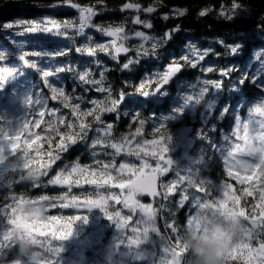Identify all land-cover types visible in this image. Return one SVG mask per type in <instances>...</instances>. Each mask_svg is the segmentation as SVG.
<instances>
[{"label":"trees","instance_id":"trees-1","mask_svg":"<svg viewBox=\"0 0 264 264\" xmlns=\"http://www.w3.org/2000/svg\"><path fill=\"white\" fill-rule=\"evenodd\" d=\"M56 3L57 0H0V57L7 54L6 60H0V66L5 65L4 61H7V64H12L18 57L22 58L26 52L29 53L26 58L34 62L38 61L36 63L39 67L48 68L49 70L67 64L81 66L84 58L80 53L75 52V46L83 44L85 42V37L76 36L74 39H66L63 37L62 41L64 42L61 44V47L71 48L72 51L67 52L63 56H47V58L43 57L42 59V57H39L36 59V56L32 55V53L34 51H39V47L42 51H57V49H55L56 46L48 42L50 38L43 35L35 36L31 33L21 35L15 33L12 29L4 30L2 27L4 22L14 19H39L45 15H52L55 19L60 21L76 19L79 13L72 8H66V6L69 5H79L81 7L95 9L96 15L93 22L97 24L108 26L109 24H119L121 21H127L125 31L136 29L144 31L149 35L160 36L165 32L175 29L177 25L180 26V31L173 34L176 43L169 41V44L160 48L158 50L159 55L150 58L154 61L151 64H145L141 61L140 65L130 67V69H122L120 67V65L126 62L129 56L133 55L130 45L132 43H138V38H133L128 42H124L125 47H129L130 50L127 53L121 52L118 61L112 60L104 53H98V58L102 59L107 66V71L105 72L107 79L105 83H110L112 85L113 96L118 98L120 92L124 93V97L120 101L117 112L104 113L102 116L107 123L112 125L113 138L118 139L122 135L130 136L136 133V128L140 127V121L143 120L144 124L140 131L147 137H149L152 132V134L155 135L154 137L159 139L164 129H160L159 132L155 133L153 126L155 127L156 122H161L164 116L177 112L185 94L190 88H194L192 86L202 83L201 80H214L208 91L205 92L201 103L202 106L198 113L192 117L189 116L188 112L180 113L181 119L178 122L172 125H163L167 128L168 137L172 135H178L179 137L181 131L186 127H192L193 133L201 130V141L196 144L194 153H203L202 151H205L207 165L195 175V181L206 182L204 187L207 193H209V195L205 197L204 192H200L199 189H195L191 185H188L190 187V190H188V186L185 188V183H183L182 185L177 184L173 189V193L168 194V199L163 201L166 205L164 209L159 208L161 199H159L160 201L156 199L159 231L166 243L173 248L172 240L174 241L175 236L178 235L172 231L169 225H175V227L178 228V226L187 224L190 215H194L199 208L197 205L199 196H201L202 199L214 198V195L217 194V187L221 181H228L237 189V194L240 197V207L241 210L246 212V216L251 213L252 205L255 204L257 207L256 216L259 217L260 204L256 198L257 193L247 195L244 193L246 188L245 184H239L234 179L225 175L224 166L216 151L213 150V145L223 143L222 134L231 129L234 123L231 113H233L232 110L239 100L252 105L263 96V91L259 86L261 78H257L255 74V70L257 69L256 66L259 63V61L255 60V57H264V0H245L243 6L240 5L237 0H232L231 7L236 17L235 20L228 18L230 7V5H228V0H68V3L58 4L56 8L49 7ZM126 3H138L141 8L140 12L136 14L129 13L126 10L121 11L122 5ZM147 7H152L153 12L148 13L142 11V9ZM178 9H184L185 11L178 13L175 11ZM237 9H239V11H236ZM165 14H167V19L164 18ZM136 15H139L141 20L150 21L151 27L149 28L146 24H135L134 18ZM252 21H255V24L252 25ZM251 27V31H246ZM85 32L93 35L98 42L110 40L107 36H102L95 29H86ZM216 37H223L229 43L236 41L239 37H248L249 41L244 43L243 49L239 51L236 56L226 54L221 57H216L210 54V59L209 57H205L207 63L201 61L195 68L187 66L179 59V56L183 55L185 51L193 49L199 50L196 43L191 44V49L187 47L184 49L183 44L187 43L188 40H195L202 47H207L210 44L216 47V45L213 44ZM120 42L122 41L120 40ZM40 45H46V47L43 48ZM231 46L230 44L229 47ZM217 50L221 52L224 51L220 47H217ZM170 52L177 55H170ZM174 59L177 63L181 64L182 73L178 78L168 82V84H160L159 88L166 90L164 94L160 95L157 86L158 74L162 76L173 63ZM200 65L204 67H213L214 70L212 72H202ZM227 65H235V71H232L231 76H222L219 71L215 70L217 67H226ZM91 66L98 79L99 69H97L95 65ZM29 73L32 75L33 83L36 86L43 85V93L50 97L51 91L44 85L40 72L30 67ZM57 75L65 88V95L75 96L80 94L81 87L79 86V82H76V92H72V85L74 83L72 73L62 72ZM148 78H151V80L147 81ZM215 80H220V86H216ZM142 82L144 84L143 88H141ZM5 92L7 94L9 91L6 89ZM144 92H148L149 95L144 96ZM93 94H95L96 99H102L105 95V93L95 92L94 89H90L89 92L85 93L87 96H92ZM213 97L217 99L218 110L216 115L212 116L208 122L204 124L200 120L201 113L205 109L206 103ZM47 107L50 109L57 106L52 102V99H49ZM83 107H85V105L82 104L81 108ZM219 109H221L223 113H221ZM224 109L226 112H224ZM61 112L66 115L68 119L72 118L68 115L71 112L70 107L61 108ZM137 113H139V117L133 119V116ZM153 113H155V118L152 116ZM48 119L49 117L47 120ZM85 120L86 122L92 123L93 127H95V122L92 120L91 116L85 118ZM39 131L43 134L45 133L41 128ZM60 131H64L63 124L60 125ZM93 135V132L89 133V136ZM47 141L48 134L45 135L41 144L35 147L32 152H29L32 156L36 154L41 155L44 164L48 163V153L59 151L58 145L67 143L66 138L60 135L52 137L51 145ZM202 148L204 150H201ZM98 150V155L95 159L104 162L111 159L110 156L106 155V153L112 152L107 146H100ZM178 153L179 149L173 156L177 157ZM22 154V150L17 151L14 155L8 157L7 160L10 162H20L18 158L21 157ZM123 155L122 153L115 157V164L117 166L121 164V160L125 157ZM77 159L81 165H88L90 172H95L99 167L94 163L91 152L85 148L82 142H78L76 145L67 148L65 152L61 153V160L51 163L48 176L43 178V182L32 180L28 176V169L26 168H23L15 175L11 173L8 174L5 178V186H2L0 191V206L10 198H24L26 200L35 201V198L40 195L60 197L62 193L67 194V199L57 200V202L69 200L73 196L78 197L79 200H85L84 194L88 193L92 194V199H96V188L89 184L67 188L54 187L47 183V179L53 177L55 171L59 169L57 167L58 165L63 166L64 163L73 162ZM175 177L176 174L171 173L160 180V185L173 181ZM107 189L99 190V192L107 194ZM161 191L160 187V192ZM185 191L188 193V199L181 203V197L185 195ZM142 201L149 202L143 198ZM112 210L114 211L113 207ZM123 212H125V210H123ZM96 213L98 212H87L85 215L91 218L96 215ZM50 214L60 217H69L72 215L70 212H63L59 209L51 211ZM104 224H106L108 232H110L108 220H104ZM253 243H258V241H253ZM10 254L13 255L10 258L7 256L4 261L7 260L9 263V261L11 262L17 258V250L10 252ZM230 264H242V262L234 258Z\"/></svg>","mask_w":264,"mask_h":264},{"label":"snow or ice","instance_id":"snow-or-ice-1","mask_svg":"<svg viewBox=\"0 0 264 264\" xmlns=\"http://www.w3.org/2000/svg\"><path fill=\"white\" fill-rule=\"evenodd\" d=\"M240 5H244L245 0H237ZM68 3V0H57L56 4H52L49 7L56 8L58 4ZM232 0H228L229 13L228 18L235 20L236 17L233 14V9L231 7ZM79 9V16L76 19L71 20H57L52 15H45L40 17L39 19L35 18H18L11 21L4 22L2 27L4 30L12 29L15 33L25 35L28 33L42 32L52 34L55 36H62L67 38H75L76 36L85 37V42L78 46H75V52L80 53L84 58L81 66H73L71 64L64 65L62 67H55L53 70H49L48 68L39 67L38 64L31 59L26 58L29 53H24L23 59L25 62L32 68H35L38 72H40L43 83L47 85L48 89L51 91L52 95L49 97L48 95L41 92H35V99L31 98L30 103L32 107V115H34L37 111L40 113V119H43L45 112L50 113V117L45 123L49 128H51V132L48 133V143L51 145L52 137L56 135H60L63 138H66L67 143H61L58 145L59 151L55 153L47 154L48 163L43 165V171L45 176H48L49 168L51 163H55L58 160H61V153L65 152L67 148H71L73 145H76L78 142H82L85 148L91 152L92 157L94 158V163L99 167L95 170V175L99 177V179H89L88 177L93 175L92 172L89 171L88 165H81L79 160L64 163L61 167L58 165L59 171H55V176L49 177L47 179V183L49 184H61L67 183L66 179H61L62 176H71L73 174H78L79 177H84V183L93 184L96 188V199L91 198V193L84 194L85 200L83 203L79 202V198L73 196L71 199L74 205L83 206V207H94L96 205H104L109 204V201H115L117 203L122 204V206H136L140 207L139 201L134 200V194L138 192H149L153 196H159L161 198V202L159 203V208L164 209L166 205L163 203L164 200L168 199V193L173 190V185L184 183L180 179H176L173 181H169L166 184L162 185V191L157 192L154 186L155 175L157 171L160 173L168 171L171 166V161L168 156L165 158V154L168 152L167 148V139H168V131L167 128L163 125L159 126V128H155L154 131L159 132L160 129H164L161 132L159 140H153L150 142V146L156 149L155 158L157 160L155 168H150L151 174L145 173V167H150L148 165L147 159L145 156L152 155L150 152H146L144 155L141 154L140 144H148L141 139L137 141V145L135 148L130 147L131 140L135 139V134L129 138L128 136L122 135L120 138L116 139L112 136V125L107 123L103 118L104 113L108 112H117L118 106L120 105V101L124 97V93L120 92L119 97L113 96L112 85L110 83H105L107 77L105 72L107 71V66L104 64L103 60L98 58V53H104L112 60H119V54L121 52L127 53L129 52V47H125L124 42H128L133 38H139L138 43H132L130 45L131 50L133 51V55L129 56L125 63L120 65L122 69H130V67H134L136 65H140L141 61L145 64H151L154 61L150 58L157 57L159 55L158 50L162 48L164 45L169 44V41L176 43V40L173 37L175 32L180 31V26L177 25L175 29L170 30L169 32H165L163 35H149L144 31H139L136 29H131L129 31H125V25L127 21H121L119 24H109L105 26L103 24L94 23L92 17L96 15V10L89 7H81L79 5H73ZM127 9H140V5L138 3H126L122 5L121 11ZM220 9V8H219ZM143 12H153L152 7H147L142 9ZM178 13L185 11L184 9L175 10ZM236 11H239L237 9ZM219 14V13H218ZM165 19H167V14H165ZM223 18V17H220ZM135 24H146L149 28L151 27V22L146 20L139 19L137 15L135 20ZM255 24V21H252V25ZM85 29H95L102 36L108 37H116L120 39L122 42L117 45L116 40H108L105 42H98L95 37L87 32ZM252 27L246 31H251ZM254 38V37H253ZM248 37H239L236 41H232L231 43L227 42L223 37H216L213 44L216 47H213L210 44L207 47H202L195 40H188L187 43L183 44V48L186 47L191 49V44L196 43L197 48L199 49L198 54L193 55V50L185 51L183 55L179 56V59L182 60L189 67H197L201 61H205V57L211 58V56L221 57L224 55H232L236 56L239 51L243 49L244 43L248 42ZM49 43L54 44L57 51L54 52H44V51H34L32 55L37 57H57L63 56L67 52L72 51L71 48H62L61 44L64 41L56 40L54 38H50L48 40ZM232 45L229 47V45ZM217 47L222 48L224 51H218ZM211 54V56H210ZM170 55H177L170 52ZM7 54L3 57H0V60H6ZM207 63V61H205ZM91 65H95L97 69H99L97 79L96 74L94 73L93 67ZM170 71L164 72L162 76H159L157 79V86L160 95L166 92L165 89L159 88V85L162 83H167L168 79L176 72H178L181 68V64L177 63L175 59L173 63L169 66ZM202 72H212L214 70L213 67H204L200 65ZM216 71H219L222 76H231L232 71H235V65H227L226 67H217ZM67 72L73 74L74 83L72 85V92H76V82H79V86L81 87L80 94L75 96L65 95V88L61 83V86H56L49 81L50 76H56L59 79L58 73ZM0 81H2V74H0ZM202 83H198L195 86H192L199 91V95H203L204 92L208 91L214 80H201ZM216 86H220V80H215ZM144 84L141 83V88H143ZM90 89H94L95 92L105 93L102 99H96L95 94L92 96H87L85 93L89 92ZM144 96H148V92L143 93ZM49 99L59 100L60 105L63 108H71V112L68 114L72 118L68 119L66 115L61 113V107H52L49 109L47 107ZM85 105V107L81 108V105ZM179 111V110H178ZM260 111L264 112V109ZM59 114V115H58ZM127 115V113H126ZM91 116L92 120L95 122V127H93L92 123L86 122L85 118ZM155 118V113L152 114ZM139 117V113L133 116V119H137ZM29 123L28 120L25 121L23 127L20 131H18L15 136L18 137L19 134L26 130V125ZM38 123V121H37ZM63 124L64 131H60V125ZM144 121H140V127L136 128V133L140 132L141 127H143ZM93 132V136H89V133ZM243 136L242 139L246 142V149L243 151L241 156H251L253 153L262 152L264 153V146L257 148L256 141L259 139L264 145V133L258 134V136L250 135L248 131V126L245 125L242 130ZM241 134V133H240ZM7 139L11 142L12 150L17 149V144L11 136H8ZM90 142V143H89ZM29 147H31V137L27 141H25ZM97 145H105L109 149H114L115 151L106 153L107 156H110L111 159L107 162L101 161L99 159H95L98 155ZM240 149V145H235V151L233 152V157H237L236 152ZM103 150V149H101ZM126 151L128 156L135 155L139 157L143 163L137 164H124L121 163L119 166L115 164V157L121 152ZM23 157L26 159V163L24 167L29 169L33 165V161L36 159L35 156H32L27 148L23 150ZM163 163V167L161 164ZM226 167L231 170L233 167L238 168L240 171L248 173L250 175H245L244 180H250L253 178H257L260 183V187L257 191L256 198L260 204V216L257 218L256 212L257 207L255 204L252 205V211L249 215H245L243 210L237 211L235 205L237 204V198L235 196L230 195L231 185L225 182V190L224 195L221 199H202L199 196L198 205L199 207L212 203L214 206H218L220 208L238 212L243 215L249 222L250 228L246 236L240 240V242L231 250L229 253V261L232 262L235 258L237 261H241L242 264H264V238H261L262 234H264V158H262L258 163L248 164L241 160H237L231 158L228 162H226ZM231 174V171L229 172ZM107 178V179H105ZM113 181L118 182V188L120 192H114L111 188H108L107 194L100 193L98 190L105 185L111 184ZM75 183L79 184L80 179H77ZM206 182H198L196 181L194 187L198 188L200 192L205 193V197L209 195L207 193L204 185ZM188 186V182L185 184V188ZM255 191V189H253ZM127 192V195L124 193ZM119 198V200H117ZM67 199V194L62 193L60 197H48L45 195H40L35 198V202L32 200L28 201V204H36L40 203L44 205V214L41 215L39 210L35 212H28V218L32 219L33 224L28 225L27 223H23L15 218L13 215L10 219L12 227L8 235L5 237V240H12L16 237H20L21 239L24 237L30 238L32 241L37 239L36 233L40 232L42 228H48L51 230V235L56 236L59 235L61 237H66L72 230V224L76 221L77 217H67L64 218L65 222L61 223L60 217H51L49 218L45 215L47 208H55L57 206V200ZM188 199V193L185 191V195L181 197V203ZM229 202H231V206H229ZM67 207V205H64ZM115 209V205H112ZM19 209H13V213L18 211ZM147 211V209H145ZM116 216H119V213L116 212V209L113 211ZM194 215H190L187 223L191 225L194 222ZM50 223H44L45 221H49ZM125 222L129 221V218L125 216ZM172 228V231L177 233V228L175 225H169ZM253 241H258V243H253ZM133 243H138V239L133 238ZM172 244L176 245L174 248L175 256L179 257L180 250L178 247L179 237L176 235L175 241ZM178 249V251H177ZM239 253V255H237ZM176 264V261L173 262Z\"/></svg>","mask_w":264,"mask_h":264},{"label":"rangeland","instance_id":"rangeland-1","mask_svg":"<svg viewBox=\"0 0 264 264\" xmlns=\"http://www.w3.org/2000/svg\"><path fill=\"white\" fill-rule=\"evenodd\" d=\"M66 8H72L79 13L77 7L69 5L66 6ZM94 18L95 15L92 17V20H94ZM31 34H34L35 36L43 35L47 38H54L56 40H63V37H53L52 34L49 33L35 32ZM107 38L110 40L115 39L117 45L121 43L120 39H117L116 37L107 36ZM40 46L43 48L46 47V45ZM38 49L39 51H42L40 50V47ZM198 52L199 50H195L193 55L198 54ZM43 57L47 58V56ZM38 58L39 57L36 56V59ZM255 60L259 61L256 66L257 69L255 70V74L257 78H261L259 86L263 91V96L252 105L239 100L232 110L233 113H231L234 123L228 132L222 134L223 143L213 145V150L216 151L222 161L225 175L234 179L239 184H245L246 188L244 193L247 195L257 193L260 187L259 180L257 178L244 180V176L250 174L242 172L235 167L229 170L226 167V162L231 158H234L248 164H253L258 163L264 158V153L262 152L253 153L251 156H241L247 147L246 142L242 139V130L244 126H248L250 135L258 136V134L264 133V112L260 111L261 109H264V57H255ZM4 63V66H0V74H2V81H0V150L2 151V154H0V191L2 186H5L4 182L8 174L11 173L15 175L25 168L24 165L26 159L23 155L18 158V160L20 159V162H10L7 158L14 155L17 151H23L25 148H27L28 152H32L35 147L43 142L45 135L51 132V128L45 123L47 118L50 117V113L45 112L43 119H40L39 111L32 115L30 99H35L34 93L36 91L43 92V85L36 86L33 83L32 75L29 73L30 66L24 59L18 57L12 64H7V61H4ZM167 71H170V67L167 68L166 72ZM150 80L151 78L147 79V81ZM49 81L56 86H61L62 83V81L57 79L56 76H50ZM6 89L9 91L7 94L5 92ZM204 95L205 92L201 96L199 95L198 89L190 88L181 101L178 108L179 111L176 110L177 112L174 114L164 116L161 122H156L155 127L153 126V130L159 128L161 125H172L178 122L181 119L180 113L188 112L190 117L194 116L199 112L202 106L201 103ZM52 102L57 107H61L58 99L52 100ZM204 108L200 120L206 124L212 116L216 115L218 110L216 97L210 99ZM219 111L223 113L221 109H219ZM224 112H226L225 109ZM26 120L29 121L26 125V130L16 137L15 134L21 130ZM40 128L45 131L44 134L39 131ZM200 133L201 130L196 131L182 144L179 142L178 135L168 137L166 141L168 152L165 154V158L168 156L171 161V166L166 172L160 173L157 171L161 179L167 177L171 173H175L176 177L173 180L180 179L181 181H184L185 184L188 182V185L194 187L196 183L195 175L207 165L205 151H202L203 153H194L196 144L201 141ZM134 134L135 139L131 140L130 147L135 148L137 141H139L141 137L144 141L149 142L148 144L141 143L140 149L142 155L146 152L152 153V155L145 156V159H147L148 165L150 166L145 167V173H150V168H155L157 163L155 158L156 149L150 146V142L159 139H156L152 132L149 137L145 136L141 131ZM132 135L128 137L131 138ZM8 136H11L17 144V149L14 151L11 148V142L7 139ZM29 137H31V147L25 144V141H27ZM253 143H256L257 148L264 146L259 139L253 141ZM237 144L240 145V149L236 152L237 157H233L232 154L235 151V145ZM100 146L104 145H97V151H99L98 148ZM173 148L179 149L177 157L170 155V150ZM110 150L115 151L114 149ZM201 150L204 149L202 148ZM122 153L125 157L121 160V163L137 165L143 163V161L135 155L128 156L126 151H121L118 155ZM34 156L36 159L33 161V165L39 164L40 166H43L44 162L41 158L42 156L38 154ZM161 167H163V163L161 164ZM57 171H59V169ZM230 171L231 174H229ZM92 173L93 175L89 176V179H99V177L94 174L95 172ZM61 179H66L67 183L50 185L67 188L87 185L84 183V177H79L78 174H73L71 176L65 175L62 176ZM77 179H80L79 184L75 183ZM225 182L231 185L230 195L237 198L238 202L235 205V208L237 211H240V197L237 194V189L228 181H221L217 187V194L214 195L215 197L212 199L219 200L223 197ZM182 184L183 183H181V185ZM89 185L95 187L93 184ZM162 185L163 184L160 185L161 190H163ZM176 185H173V189ZM107 188L114 189V192H120L118 182L115 181L111 184L105 185L99 190H105ZM187 189L190 190V187L188 186ZM253 189H255V191ZM172 193L173 190L168 194ZM124 195H127V192H125ZM157 199L160 201L159 199L161 198L158 196ZM117 200H119V198H117ZM134 200L139 201L141 206L136 207L129 205L125 207L115 201H109V204L106 203L94 207L74 205L75 202L71 199L56 202L57 206L55 208H47L45 215L49 218L60 217L50 214L51 211L58 209L63 212L72 213L69 217H77L76 221L72 224V230L66 237H61L59 235L52 236L51 230L48 228H42L40 232L36 233L37 239L32 243L35 255L29 257L20 250V246L23 242L20 237H16L12 240H5V237L8 235L12 227H15L10 223V219L13 215H15L17 220L23 223H27L28 225L33 224L32 219L28 218V214L25 211L29 206V200L24 198H10L0 206V260H3L6 256H9L10 258L13 255L10 254V252L17 250V258L11 262L9 261L8 264H173L174 261L178 260V257L174 254L175 250L166 243L162 234H160L157 221V200L143 202L139 192L134 194ZM32 201L35 202L34 200ZM79 202L83 203L84 200H79ZM112 204L115 205L116 212L119 213V216H116L113 213L111 207ZM64 205H67V207ZM229 206H231V202H229ZM16 208L19 210L13 213V209ZM145 209H147V211ZM123 210H125L126 213L123 212ZM87 212L98 213L89 218L85 215ZM244 214L246 215V212H244ZM125 216L129 218L127 223L124 220ZM60 218L61 223H64V218L67 217ZM104 220H108L110 224V232H108ZM44 223H50V220L45 221ZM134 237L138 239V243L132 242ZM237 255H239V253Z\"/></svg>","mask_w":264,"mask_h":264},{"label":"clouds","instance_id":"clouds-1","mask_svg":"<svg viewBox=\"0 0 264 264\" xmlns=\"http://www.w3.org/2000/svg\"><path fill=\"white\" fill-rule=\"evenodd\" d=\"M27 174L37 182H43L45 177L39 164L32 165ZM26 210H39L41 215L45 211L44 205L40 203L30 204ZM194 217L191 225L187 223L177 228L180 255L176 264H230L229 253L248 233V220L238 212L214 206L212 203L199 207ZM261 238H264V234ZM22 241L20 250L29 257L35 255L33 241L28 237L22 238ZM0 264L8 262L0 260Z\"/></svg>","mask_w":264,"mask_h":264},{"label":"water","instance_id":"water-1","mask_svg":"<svg viewBox=\"0 0 264 264\" xmlns=\"http://www.w3.org/2000/svg\"><path fill=\"white\" fill-rule=\"evenodd\" d=\"M141 8L139 10L137 9H127L126 11L129 12V13H136L138 14L140 12ZM182 73V68H180V70L176 73H174L167 81L166 84H168V82H170L171 80H174L176 78H178L180 76V74ZM193 134V128L192 127H186L184 128L181 133L179 134V142L182 144L190 135ZM178 151V148H174L170 151V155H174L176 154ZM0 154H2V151L0 150ZM147 174H151L150 173H147ZM160 176L158 173H156L155 175V182H154V186L156 188V191L157 192H160ZM139 194L141 195V197L144 199V200H148V201H154L156 200V198L158 196H153L151 193L149 192H139Z\"/></svg>","mask_w":264,"mask_h":264}]
</instances>
